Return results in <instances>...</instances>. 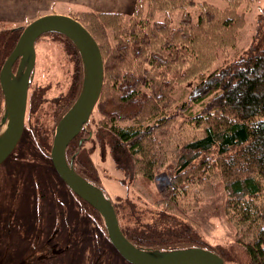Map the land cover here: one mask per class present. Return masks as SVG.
<instances>
[{"label":"trees","instance_id":"1","mask_svg":"<svg viewBox=\"0 0 264 264\" xmlns=\"http://www.w3.org/2000/svg\"><path fill=\"white\" fill-rule=\"evenodd\" d=\"M225 1L227 8L222 17L219 16V9L207 4L198 6L195 0H136L130 16L80 12L71 17L89 32L102 55L103 86L96 105L107 93L118 91L119 96L111 95L109 98L105 116L117 118L114 121L133 119L144 126L136 129L112 124L104 134L97 131L100 143L109 152L107 155L113 174L134 175L147 182L154 180L160 164L154 155H146L143 139L152 131L164 128L180 114L175 112V108L170 113L176 100L170 94L160 96L157 91V102L162 103L163 107L162 114L156 122L154 119L149 121L154 117L155 100L151 91L155 90L152 88L155 83L151 81L146 94L140 92V88L150 82L145 68V74L136 78L127 77L122 83L108 78L112 73L117 79L120 76L118 71H114L112 60L117 59L114 52H121L127 57L134 55L135 50L140 61L135 65L138 70L139 64L152 68L154 63L160 74L166 69L169 78L159 80L164 83H175L176 74L180 83L184 81L186 72L192 71L196 74L198 83L190 101L200 103L210 97L205 108L192 119L193 122L207 124L202 134L187 141L183 135L180 138L184 152L179 157L181 162L177 173L170 180V187L164 189L163 198L156 202V206L161 208V214L157 215L155 222L148 225L132 213L127 214V209L134 208L128 200L120 206L111 202L123 235L132 244L144 249L166 251L199 247L216 253L224 264H264V24L259 27L261 34L258 39H254L246 57H242L236 65L224 66L204 75L205 70L217 60L219 51L232 44L233 38L226 31L233 29L238 20L230 14H234L235 8L244 0ZM194 5L197 10L188 12L187 9ZM176 10L179 11V16L175 24ZM157 11L162 13L161 19L156 15ZM194 11H197L196 18L193 16ZM4 26L0 22V69L24 28ZM65 39L72 47L79 69L76 70L68 95L63 100L57 122L76 100L83 78L80 56L73 44ZM111 39L116 42L114 48L110 46ZM122 65L124 69L131 70L130 64ZM31 82L32 79L29 86ZM181 106L179 104V108ZM144 107L148 109L147 114H144ZM2 111L3 94L0 88V119ZM89 120L69 143L66 160L72 161L73 169L79 175L104 191L99 185L101 172L98 173L94 168L89 157H86L87 153L79 149L82 147L80 135L86 132ZM106 138L108 142L105 143ZM161 145L169 148V144ZM75 148L78 152L68 158L69 150ZM49 149L51 150L50 143ZM78 164L80 167H77ZM195 184L200 187L197 190L199 195L205 198L216 196L222 190L226 195L224 218L230 225L232 234L216 247L203 242L201 244V241L197 245L177 247V243L192 239V235L187 231H171L170 227L177 224L161 218L166 214L181 216L179 203L184 197H195ZM104 193L106 194L105 191ZM106 196L109 198L107 194ZM198 204L196 199L193 208H197ZM85 205L102 224V217L88 204ZM122 220L125 224L121 223ZM104 228L103 237L110 244ZM195 235L200 237L197 232ZM221 236L218 233L217 237ZM90 254L94 260L88 264H103L112 257L106 249L98 251V246H94Z\"/></svg>","mask_w":264,"mask_h":264},{"label":"rangeland","instance_id":"2","mask_svg":"<svg viewBox=\"0 0 264 264\" xmlns=\"http://www.w3.org/2000/svg\"><path fill=\"white\" fill-rule=\"evenodd\" d=\"M195 2L198 6L207 4L219 9L220 17L225 15V0ZM196 5L189 7L187 11L197 10ZM156 15L162 18L159 11ZM230 15L238 20L233 29L226 31L233 38L232 44L219 51L217 60L205 70L204 75L224 66L236 65L242 57H246L254 39H258L261 34L259 27L264 24V0H244L235 8V13ZM175 16L176 24L179 11L176 10ZM193 16L197 17V11L193 12ZM29 21L32 20L17 24L2 23L5 28H14L25 26ZM110 46H116L112 39ZM35 52L24 130L10 158L0 166V264H88L94 260L90 254L94 246H98V251L106 249L112 255L103 264H129L106 242L103 223L89 212L86 203L65 186L50 161L49 143L51 147L57 116L64 98L68 95L76 70L79 69L77 58L70 43L58 34L41 36L35 44ZM133 52L134 55L127 57L121 52H114L117 58L112 60L114 71H118L120 76L117 79L112 73L113 75L107 77L122 83L127 77L136 78L145 74V68L150 82L141 87L140 92L146 94L151 81L155 83L152 86L155 90L151 91L155 100L154 117L149 121L154 119L156 122L162 114V103L157 102L159 93L160 96L170 94L171 98L176 100L170 113H173L174 108L176 113L180 112L177 118L171 120L164 128L152 131L143 139L146 155H154L160 164L154 180L147 182L134 175L113 174L107 147L102 146L101 139H98L97 131L100 130L104 134L112 124L123 128L144 127L133 119L114 121L117 118L105 116L106 109L109 108V98L111 95L119 96L118 91L107 93L96 105L89 117L86 132L80 135L79 142L82 147L79 149L87 153L86 157H89L94 168L98 173L101 172L99 185L103 187L110 201L120 206L128 200L134 208L130 207L126 213H132L137 219L150 225L155 222L157 215L161 214V208L156 206V202L163 198L164 189L170 187V180L177 173L181 162L179 157L184 151L180 138L183 135L187 141L202 134L207 124L196 123L192 119L205 108L210 97L200 103L191 102L192 93L198 83L196 74L187 71L184 81L180 83L178 74L175 83H164L163 80L160 82L163 77L169 78L168 71L164 69L160 74L155 68V63L152 68L139 64L138 70V66H135L140 62L138 53H135V50ZM123 63L130 64L131 70L124 69ZM179 104H182L181 108ZM147 113L148 109L144 107V114ZM104 142H108V138L104 139ZM162 143L169 144V148H163ZM76 151L78 152L77 148L69 150L68 158ZM77 167H80L79 164ZM195 188L197 189H194V198L184 197L179 203L181 216L166 214L170 217L162 215L161 218L177 224L170 227L171 231H187L192 235V239H184L176 244L177 247L197 245L199 241L201 244L203 242L216 247L232 234L231 227L224 218L226 195L222 190L216 196L205 198L197 191L200 187L195 184ZM196 199L199 204L197 208H193ZM190 208L192 209L189 210ZM121 223L125 224V221L122 220ZM195 232L200 237L196 236ZM218 233L222 234L220 238L217 237Z\"/></svg>","mask_w":264,"mask_h":264},{"label":"water","instance_id":"3","mask_svg":"<svg viewBox=\"0 0 264 264\" xmlns=\"http://www.w3.org/2000/svg\"><path fill=\"white\" fill-rule=\"evenodd\" d=\"M45 34L67 38L77 50L83 69L80 92L55 126L51 164L65 186L102 217L114 250L129 264H224L221 257L204 248L162 251L135 246L123 235L112 203L104 191L79 175L73 169L72 161L67 162L66 149L88 122L103 86V59L98 44L71 16L46 14L29 22L1 66L0 164L14 151L24 130L28 86L35 66V44Z\"/></svg>","mask_w":264,"mask_h":264},{"label":"crops","instance_id":"4","mask_svg":"<svg viewBox=\"0 0 264 264\" xmlns=\"http://www.w3.org/2000/svg\"><path fill=\"white\" fill-rule=\"evenodd\" d=\"M136 0H0V22L17 24L44 14L73 16L80 12L130 16ZM30 22V21H29Z\"/></svg>","mask_w":264,"mask_h":264},{"label":"flooded vegetation","instance_id":"5","mask_svg":"<svg viewBox=\"0 0 264 264\" xmlns=\"http://www.w3.org/2000/svg\"><path fill=\"white\" fill-rule=\"evenodd\" d=\"M15 66H16V64L14 65V68H15ZM33 73H34V71H33ZM23 133V132H22ZM21 138V137H20ZM18 144V143H17ZM17 146V145H16ZM12 154V153H11ZM11 154L6 158V159H8V158H10V156H11ZM5 159V160H6ZM5 160L0 164V166L5 162Z\"/></svg>","mask_w":264,"mask_h":264}]
</instances>
